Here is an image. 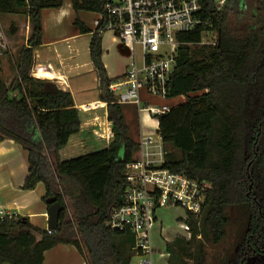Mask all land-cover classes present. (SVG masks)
I'll return each instance as SVG.
<instances>
[{"label":"trees","instance_id":"1","mask_svg":"<svg viewBox=\"0 0 264 264\" xmlns=\"http://www.w3.org/2000/svg\"><path fill=\"white\" fill-rule=\"evenodd\" d=\"M249 2L255 5L250 12ZM71 3L76 14L100 12L104 0ZM63 4L64 0H0V18L26 16L31 25L27 44L16 60L11 58L15 76L10 84L0 69V143L12 140L28 152L24 190L43 184L45 200L56 197L65 207L52 234L26 218L1 220L0 264H44L45 253L60 244L74 245L86 264H132L137 255L134 235L111 230L107 221L123 204L126 166L135 161L139 145L130 134L123 106L109 92L116 79H109L102 61V37L93 34L89 48L100 90H106L100 101L108 102L112 125L106 148L62 161L61 151L81 131L80 111L69 91L31 75L34 52L43 44L42 12ZM203 14L211 20L207 29L180 36L183 45L169 99L184 97L185 102L159 118L163 167L211 186L201 217L187 220L193 241L210 237L219 245L231 222L227 210L245 208L248 228L228 264H246L258 256L264 259V0H229L220 12L208 2ZM75 25L81 34L91 33L79 19ZM17 32L13 25L10 34ZM205 32L216 35L215 44L201 46ZM189 249L177 237L168 245L169 264H186ZM202 253L199 250L196 264L203 263Z\"/></svg>","mask_w":264,"mask_h":264},{"label":"built area","instance_id":"2","mask_svg":"<svg viewBox=\"0 0 264 264\" xmlns=\"http://www.w3.org/2000/svg\"><path fill=\"white\" fill-rule=\"evenodd\" d=\"M229 0H104L103 9L94 13L93 34L101 37L111 33L128 51L130 63L126 73L109 85L117 104L133 106L138 116L147 114L158 122L157 136L144 134L139 127L137 158L126 166L127 187L123 204L112 210L107 226L114 231H129L135 237L136 256L153 254L151 232L157 223L159 208L174 206L185 210L181 230L189 237V218L201 217L211 186L185 174L164 168L165 151L159 134V118L177 105L169 99L170 83L177 57L183 45L181 35L207 29L211 20L203 14L204 4L213 2L218 12ZM210 32H205L204 36ZM216 36V35H215ZM217 37L215 38V44ZM6 31L0 21V56L8 50ZM137 52H140L141 63ZM108 102H92L81 106L85 113L107 109ZM99 139L112 141V125L106 124L96 134ZM157 149L156 152L152 151ZM13 217L0 209V221ZM52 234V231L48 232ZM139 264H153L150 258Z\"/></svg>","mask_w":264,"mask_h":264},{"label":"rangeland","instance_id":"3","mask_svg":"<svg viewBox=\"0 0 264 264\" xmlns=\"http://www.w3.org/2000/svg\"><path fill=\"white\" fill-rule=\"evenodd\" d=\"M71 4V0H64L62 8L46 9L42 12V24L44 28L43 45L37 49V54L43 58H49L52 63L54 62L53 65L56 68H58L57 62L62 61L65 63L71 90L77 102L82 104L97 101L101 95L106 94L105 89L103 91L100 90V83L90 59L89 45L93 36L92 32L95 30L94 21L98 17L94 13L86 11H80L76 14ZM253 7L255 5L249 2L247 4L248 12ZM76 19H79L91 33L81 34L78 26L75 25ZM0 20L6 31V41L9 46L8 50L0 56V64L4 62L9 67L11 58L13 57L16 60L19 49L28 42L31 32L30 19L26 16H1ZM13 25L16 26L18 32L12 36L10 31ZM114 38L115 36L111 33H105L102 36L104 50L102 61L104 65L108 66L109 73L112 76L123 72L124 68L130 63L128 51L119 40ZM215 38L216 36L213 33L206 34L201 46L212 45L215 42ZM137 55L138 61L141 63L140 52H137ZM12 69L10 67L9 70L13 72ZM179 102H183V99L173 100L171 106L177 105ZM123 111L130 128V134L136 141H138L140 126L144 134H150L159 141L157 136L158 122L155 119L149 118L145 113L138 116L135 107L132 106H123ZM103 112L101 110L89 113L81 111L80 118L85 122L86 114H103ZM99 126H102V124L98 123L95 129L100 130ZM79 139L84 140L85 144L82 146L74 144ZM106 145V141H99L96 138L94 131L84 130V132L72 139L67 151L64 153L63 160H70L100 151ZM124 148L125 142L122 141L120 144V157L124 154ZM152 151L156 152L157 149H153ZM227 213L231 218V222L226 228V236L219 245H214L210 237L198 236L193 241V230L191 238L181 230L180 219L186 216L184 209L174 206L159 208L156 213L158 221L151 232L154 254L152 257L144 258L136 256L132 264H139L140 261L148 258L152 259L153 264H169L168 245L174 242L176 237L182 238L190 248L187 253L188 256L184 257L186 264H196L194 259H197L199 250L203 252L204 261L202 264H228L235 257L237 246L242 241V237L248 228L249 215L244 207L228 209ZM68 216L71 218L69 211ZM178 255L180 258L183 256L180 250L178 251ZM247 261H251V259ZM251 264H264V259H261L259 256L255 257Z\"/></svg>","mask_w":264,"mask_h":264},{"label":"crops","instance_id":"4","mask_svg":"<svg viewBox=\"0 0 264 264\" xmlns=\"http://www.w3.org/2000/svg\"><path fill=\"white\" fill-rule=\"evenodd\" d=\"M43 32H44V28H43ZM37 53L38 50L36 49L34 52V61L32 63V71H31L32 77L39 80L54 81L57 84H59L64 90L69 91L74 98L76 108L80 112L82 111L81 106H83L84 104H88L92 102H101L99 99L97 101H90L79 104L77 102V99L73 91L71 90L67 76L68 71L65 63L62 61L57 62L58 68H56L53 65L54 62L52 63L49 60V58L47 57L43 58ZM38 59L40 60L39 62ZM128 65L124 68L123 72L115 76H112L111 73H109V68L107 65H105L109 79L115 80L117 78L122 77L126 73ZM10 67L12 68L11 63L9 67H7V63L2 62L0 64V69L3 78L5 79L7 84H10L15 76L13 69H12L13 72L9 70ZM101 111H104L103 114H97V113L86 114L87 117L85 122L81 120L82 125H81L80 133L84 132V130L92 131V132L94 131V135L99 141H105L99 139L96 135L97 133H100L99 131L101 129L102 132L105 125L108 123L107 109H103ZM98 123H100V125L102 124V126H99L100 130L95 129ZM77 135L71 137L67 147L61 151L60 159L62 161H65L63 160L64 153L65 151H67L72 139H74ZM74 144L82 146L85 144V141L79 139ZM109 144L110 142H107L106 147ZM137 154L135 155V159L137 158ZM28 174H29L28 152L24 149V147L12 140H6L1 142L0 143V209L8 212L13 217L15 216V217L26 218L34 227L42 231L49 232L48 229L49 205L46 203L47 200H45L46 188L43 184H39L32 191L24 190L23 186L25 184ZM172 243H169V245H171ZM169 258H170V253H169ZM44 264H86V260L74 245L60 244L55 248H53L52 250L47 251L45 253Z\"/></svg>","mask_w":264,"mask_h":264},{"label":"water","instance_id":"5","mask_svg":"<svg viewBox=\"0 0 264 264\" xmlns=\"http://www.w3.org/2000/svg\"><path fill=\"white\" fill-rule=\"evenodd\" d=\"M221 38L218 37V45L220 46ZM46 203L49 205V231L55 232L59 228L60 215L65 207L57 200L56 197L47 199Z\"/></svg>","mask_w":264,"mask_h":264},{"label":"flooded vegetation","instance_id":"6","mask_svg":"<svg viewBox=\"0 0 264 264\" xmlns=\"http://www.w3.org/2000/svg\"><path fill=\"white\" fill-rule=\"evenodd\" d=\"M260 257V256H259ZM261 258V257H260ZM255 258H253V260H254ZM261 259H263V258H261ZM247 264H251V261H248V263Z\"/></svg>","mask_w":264,"mask_h":264}]
</instances>
